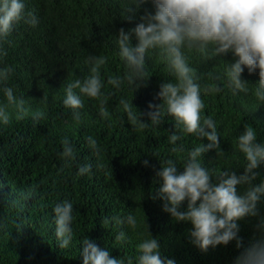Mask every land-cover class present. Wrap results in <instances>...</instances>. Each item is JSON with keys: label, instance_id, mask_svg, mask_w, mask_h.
Masks as SVG:
<instances>
[{"label": "trees", "instance_id": "16d2710c", "mask_svg": "<svg viewBox=\"0 0 264 264\" xmlns=\"http://www.w3.org/2000/svg\"><path fill=\"white\" fill-rule=\"evenodd\" d=\"M24 3L25 11L32 12L38 24L16 25L3 42L7 55L0 57V68L13 69L9 79L0 83V104L7 105L3 88L11 87L17 99L25 100L27 110V115L18 120L15 106H8L10 122H0V264H83L82 241L86 237L108 250L111 257L124 259L125 264L131 259L136 264L137 245L148 238L149 232L160 240L162 258L174 264H235L246 248L264 238L255 227L258 218H246L239 222L242 248L238 249L233 241L202 252L191 242L192 225L173 221L163 211L162 201L152 199L160 187L156 171L161 164L173 159L182 172L188 153L207 141L186 135L175 145H182L183 151L173 153L174 145L168 137L175 131L174 119L162 110L161 123L150 124L146 115L152 110L149 105L162 103L157 99L159 85L175 81L157 52L149 51L145 56L149 79L145 86L136 91L125 78L128 70L119 55V31L134 29L146 10L154 11L150 2L132 12V0ZM137 42L133 35L132 45ZM184 52L201 85L205 105L201 122L212 118L220 137V148L206 153L200 162L213 173V179L225 170L241 175L246 160L234 145L244 127L253 126L257 142L264 143V102L254 95L258 70L249 74L245 68L241 78L248 82V91L238 92L226 76L227 64L236 59L231 52L219 57H214L211 49L207 56L196 50ZM89 55L107 58L100 76L109 116L100 115L98 100L82 96L83 107L76 110L81 119L77 122L73 110L63 104L64 86L89 74ZM109 77L123 82L117 88L108 83ZM213 84L220 91L205 94L204 87ZM121 99L132 102L145 114L142 121L149 125L134 128ZM37 111L45 115L34 120ZM89 136L97 141L99 159L88 145ZM65 138L75 153V158L67 162L70 166L61 159V142ZM145 160L149 161L147 167ZM88 164L92 165L91 171L79 176V167ZM258 171L257 184L264 181V165ZM64 201L71 202L74 208L73 240L67 249L57 244L53 212L55 205ZM186 209L187 202L181 210ZM258 209L264 216V197ZM129 214L136 217L137 227L125 224L127 239L117 243L115 236L121 228L111 218ZM106 218L108 224L103 223Z\"/></svg>", "mask_w": 264, "mask_h": 264}, {"label": "clouds", "instance_id": "9594fccd", "mask_svg": "<svg viewBox=\"0 0 264 264\" xmlns=\"http://www.w3.org/2000/svg\"><path fill=\"white\" fill-rule=\"evenodd\" d=\"M149 2L154 11L146 10L140 18L142 22L134 29L126 32L121 28L119 31V55L128 70L125 78L135 86L136 91L145 86L149 80L145 56L149 51L157 52L174 74L175 81H164L159 85L157 99L162 103L149 105L152 110L146 115L150 124L155 126L161 123L162 110H166L167 115L174 119L175 131L168 137L169 143L174 145L171 149L173 153L183 151L182 145H175L186 135L192 134L207 141L188 153L182 172L178 171L179 167L173 159L161 164L160 170L156 171L160 187L152 199L162 201L163 211L170 214L173 221L192 225L189 232L191 242L200 251L206 253L209 248L228 246L233 241L238 249L242 248L240 221L258 218L255 227L264 237V216L258 209L264 197V181L255 183L260 175L258 169L264 165V143H258L255 128L246 125L234 145L246 160L243 173L237 175L235 171L225 170L213 179V173L202 165L199 158L211 150L217 151L220 137L212 118H205L201 122V112L205 107L201 99V85L197 83L195 69L190 67L184 50H196L207 56L211 49L214 57L231 52L236 59L226 68L230 85L235 91L247 92L248 82L242 80V73L245 68L249 74L258 70L259 81L254 95L264 102V0H132L133 8L129 12L139 10ZM21 22L32 27L38 24L37 17L25 11L24 0H0V57L7 55L3 42ZM133 35L138 41L135 46L132 45ZM86 63L91 65L89 74L64 86L63 104L65 108L73 110V118L77 122L81 119V114L76 110L83 107L82 96L98 100L100 115L104 118L109 116L100 76V69L107 63V58L89 55ZM12 71L11 67L0 68V83L6 82ZM122 82L118 77L108 79V83L117 88ZM203 91L207 94L218 92L220 88L213 84L205 86ZM3 92L7 105L0 104V122L9 124L8 106L17 109L19 114L16 119H23L27 115L25 100L17 99L11 87L3 88ZM120 104L134 128L149 125L142 121L145 114L140 113L132 102L121 99ZM44 115L37 111L33 119ZM61 143L64 146L61 159L66 162L65 166H70L67 162L75 158L74 149L67 138ZM88 145L99 159L97 141L89 136ZM144 166H149V161L145 160ZM91 168V164L79 167L78 175L88 174ZM185 202L187 209L181 210ZM53 212L57 244L61 249H67L73 240V204L69 201L58 203ZM111 220L121 228L115 236L117 243L127 239L123 230L125 224L132 229L137 227V219L131 214L123 218L114 216ZM109 222L108 218L103 221L104 224ZM136 252V264H174L173 260L162 258L160 240L153 238L150 232L148 238L137 245ZM82 258L83 264H125L124 259L111 257L108 250L99 248L87 237L82 241ZM128 264H133V261L129 259ZM235 264H264V238L246 248Z\"/></svg>", "mask_w": 264, "mask_h": 264}]
</instances>
